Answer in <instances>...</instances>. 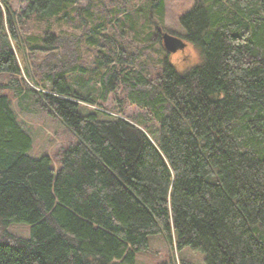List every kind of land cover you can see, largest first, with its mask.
Wrapping results in <instances>:
<instances>
[{
    "label": "trees",
    "instance_id": "16d2710c",
    "mask_svg": "<svg viewBox=\"0 0 264 264\" xmlns=\"http://www.w3.org/2000/svg\"><path fill=\"white\" fill-rule=\"evenodd\" d=\"M75 1L27 0L17 14L0 0V78H9L0 81V264H135L161 235L205 264H264V0H194L183 39L156 26L153 40H184L197 64L179 71L167 56L154 75L126 47L145 28L130 15L87 30L80 9L81 34L52 31L76 25ZM163 2L150 13L160 22ZM27 21L44 27L42 39L23 35ZM111 25L118 34L104 33ZM88 74L103 101L120 90L156 126L82 113L80 103L94 104L78 92ZM8 90L76 139L57 168L29 156L33 139Z\"/></svg>",
    "mask_w": 264,
    "mask_h": 264
},
{
    "label": "rangeland",
    "instance_id": "374dc122",
    "mask_svg": "<svg viewBox=\"0 0 264 264\" xmlns=\"http://www.w3.org/2000/svg\"><path fill=\"white\" fill-rule=\"evenodd\" d=\"M155 0H76L72 8L70 9L71 16L74 19L73 24H63L61 26L55 25L52 31H62L68 34H81L84 25L79 23L77 10L82 9V16L87 21V30L96 28L99 23L105 22V19L110 17L112 20H122L126 15H130L136 18L138 22L137 28H140V24L144 25V33L140 39H133L132 36H125L124 39L129 42L126 44L127 49L136 55L134 60L135 66L146 65L149 68V72L154 75L162 67V60L167 56L170 57V61L177 66L179 71H183L197 64L199 60L198 52L188 45L183 51H177L175 53H168L163 46V41L157 42L153 40L156 33V26L161 27L164 32H171L181 37L186 35L185 30L180 24V18L186 13L190 12L194 7V0H164L163 2V17L162 21L158 20L157 14L151 12L155 10L152 8V4ZM2 3V2H1ZM8 6L13 12L17 14L26 9L28 3L27 0H9ZM119 10H124L120 12ZM148 17H151L148 21ZM28 22V21H27ZM114 22V21H113ZM156 23L158 25H156ZM28 30L23 32V35L31 38L42 39L46 34L43 26H39L34 21L27 23ZM119 33V28L111 25V29L104 32ZM23 37L26 39V37ZM117 41L122 42L119 38ZM184 41V40H183ZM34 42V41H33ZM186 43V42H185ZM16 44V42H15ZM17 50L18 46L14 45ZM84 53H88L84 49ZM145 53V55H144ZM17 56L22 65L23 55L22 52L17 50ZM88 56L90 62L94 61V54L89 53ZM43 55H39L42 57ZM86 56V55H85ZM22 73L25 72V67L20 66ZM88 71L90 66L87 67ZM92 81L86 84L85 88L78 89L79 94L90 99L94 102L93 105L87 103H80V111L82 113H102L105 112L108 115L104 117H118L126 118L132 122L145 121L144 113L136 106L130 105L125 99L120 90L112 91L108 98L103 101L101 99L102 87L100 84V78L97 75L90 76ZM1 82L8 83V77L0 78ZM8 93L12 100V109L16 114L19 123L31 134L33 139V147L29 153L34 159H38L43 155H48L55 168L59 165V157L61 152L75 144L76 139L69 133L64 125L55 118L50 117L41 110H31L29 112L24 111L18 105V100L13 96V92L8 90ZM110 114V115H109ZM103 117V118H104ZM148 123L149 121H145ZM156 124L148 123L146 126L152 129ZM143 129V128H142ZM10 233L28 239L30 237V227L26 224H12L8 230ZM191 262L192 264H205V257L200 253H195L190 249H185L178 252L170 245L165 235L151 236L149 237L148 250L136 255L135 264H180L181 260Z\"/></svg>",
    "mask_w": 264,
    "mask_h": 264
},
{
    "label": "water",
    "instance_id": "95a60500",
    "mask_svg": "<svg viewBox=\"0 0 264 264\" xmlns=\"http://www.w3.org/2000/svg\"><path fill=\"white\" fill-rule=\"evenodd\" d=\"M164 48L168 51V53H175L177 51H183L186 48L185 42L182 39L170 35L168 33H164L162 37Z\"/></svg>",
    "mask_w": 264,
    "mask_h": 264
},
{
    "label": "bare ground",
    "instance_id": "6f19581e",
    "mask_svg": "<svg viewBox=\"0 0 264 264\" xmlns=\"http://www.w3.org/2000/svg\"><path fill=\"white\" fill-rule=\"evenodd\" d=\"M22 80V79H21Z\"/></svg>",
    "mask_w": 264,
    "mask_h": 264
}]
</instances>
